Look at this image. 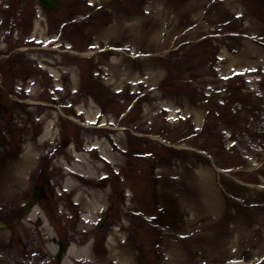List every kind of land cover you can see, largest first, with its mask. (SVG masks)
Here are the masks:
<instances>
[{
  "label": "rangeland",
  "instance_id": "1",
  "mask_svg": "<svg viewBox=\"0 0 264 264\" xmlns=\"http://www.w3.org/2000/svg\"><path fill=\"white\" fill-rule=\"evenodd\" d=\"M35 7V0H0V105L7 108H0V221L6 223L13 201L19 215L28 195L5 155L9 143L23 149V136L40 134L42 124L27 128L24 117L33 106L25 104L52 102L55 79L42 66L62 58L50 41L72 10L85 18L77 47L91 44L94 54L62 61L77 63L78 78L85 75L77 104L90 96L92 105L84 100V107L95 118L92 127L81 116L56 125L60 135L71 132L78 149L84 142L114 148L110 166L96 147L89 164L97 177L118 172L121 180L113 175L101 183L117 190L112 220L126 222V240L116 235L106 252L96 246L99 264L118 257L125 264H264V0H61L62 13L47 17L50 30L38 21L37 34L28 31L30 18L44 16L33 15ZM236 74L241 77L224 83ZM55 139L54 130L46 151ZM60 149L54 155L69 161ZM104 188L93 189L97 216L108 198ZM23 228L21 235L31 229ZM15 229L14 253H25ZM29 236L36 241L30 230ZM10 249L2 230L0 250Z\"/></svg>",
  "mask_w": 264,
  "mask_h": 264
},
{
  "label": "bare ground",
  "instance_id": "2",
  "mask_svg": "<svg viewBox=\"0 0 264 264\" xmlns=\"http://www.w3.org/2000/svg\"><path fill=\"white\" fill-rule=\"evenodd\" d=\"M38 26V23L35 25V27ZM54 74H55V71L54 70H51ZM94 117L91 116V114L89 115V120H93ZM51 121H47L46 122V125H45V132H44V135L43 137H47L49 136L48 134L51 132ZM97 146H99V143H96ZM101 146V145H100ZM101 155L102 157L107 161L109 162L110 164L114 161V156L106 149V147H102L101 146ZM75 155L78 156V158L76 159L77 162H74L72 166L68 167V170L69 171H73V172H77V173H81V174H84V175H89V176H92V174L95 175L94 173V167L91 166L90 164L86 163L85 166L86 168H88V170H86V172L82 173L80 168H81V163H84L82 162L81 158H80V155L79 153H75ZM92 170V171H91ZM65 183L67 185L71 184V179L70 178H67L65 180ZM82 194V191H79L76 195H77V199L79 197V195ZM88 198V203L86 204V210L89 212L86 213V215H84V218H89V217H92L91 214L93 215L95 213V210H96V206H95V203L91 200V195Z\"/></svg>",
  "mask_w": 264,
  "mask_h": 264
},
{
  "label": "flooded vegetation",
  "instance_id": "3",
  "mask_svg": "<svg viewBox=\"0 0 264 264\" xmlns=\"http://www.w3.org/2000/svg\"><path fill=\"white\" fill-rule=\"evenodd\" d=\"M45 168L46 166H43L42 170H39L38 173L36 175H34L33 180L31 179L33 185L32 188H39V189H43L46 190L47 188H49V178L46 177V172H45ZM50 194L47 192L46 197H45V202H49L50 201ZM73 232L70 229H61L60 231L57 232L56 234V240H58V242H70L74 239L73 237ZM55 238L52 237V241H54ZM51 264H56V262L53 260L50 261Z\"/></svg>",
  "mask_w": 264,
  "mask_h": 264
},
{
  "label": "water",
  "instance_id": "4",
  "mask_svg": "<svg viewBox=\"0 0 264 264\" xmlns=\"http://www.w3.org/2000/svg\"><path fill=\"white\" fill-rule=\"evenodd\" d=\"M38 3L46 9L53 10L56 8L57 0H37Z\"/></svg>",
  "mask_w": 264,
  "mask_h": 264
}]
</instances>
